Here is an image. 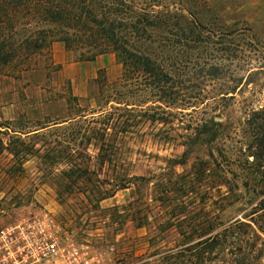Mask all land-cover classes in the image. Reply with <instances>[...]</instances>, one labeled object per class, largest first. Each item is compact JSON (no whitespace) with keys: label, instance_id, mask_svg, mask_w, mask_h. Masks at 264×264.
Returning <instances> with one entry per match:
<instances>
[{"label":"rangeland","instance_id":"1","mask_svg":"<svg viewBox=\"0 0 264 264\" xmlns=\"http://www.w3.org/2000/svg\"><path fill=\"white\" fill-rule=\"evenodd\" d=\"M209 4L225 23L264 32V0ZM97 60L52 46L51 71L41 60L36 73L0 72V228L48 216L91 264H264V152L247 125L264 108V71L225 101L217 83L190 93L203 100L187 119L218 123L215 143L188 151L186 125L138 118L107 150L99 126L64 122L76 104L97 111L88 99L100 69L109 83L121 76L114 54ZM71 94L79 103H66Z\"/></svg>","mask_w":264,"mask_h":264},{"label":"trees","instance_id":"2","mask_svg":"<svg viewBox=\"0 0 264 264\" xmlns=\"http://www.w3.org/2000/svg\"><path fill=\"white\" fill-rule=\"evenodd\" d=\"M209 1L0 0V72L36 73L41 60L43 69L51 71L56 67L54 43L63 44L83 63L114 54L122 73L109 83L105 70L97 72L93 83L99 94L88 99L97 111L76 104L64 122L99 126L95 130L107 139V150L118 134L111 132L130 133L138 118L186 125L182 138L188 151L204 141L215 143L218 123L187 119L191 113L186 111L203 100L190 93L201 96L208 83H217L214 100L225 101L253 84L264 71V32L225 23ZM65 101L80 100L71 94ZM247 125L263 154L264 108L254 109ZM26 129L18 126L13 132L26 136Z\"/></svg>","mask_w":264,"mask_h":264},{"label":"built area","instance_id":"3","mask_svg":"<svg viewBox=\"0 0 264 264\" xmlns=\"http://www.w3.org/2000/svg\"><path fill=\"white\" fill-rule=\"evenodd\" d=\"M0 264H91L86 251L64 243L52 218L37 216L0 228Z\"/></svg>","mask_w":264,"mask_h":264},{"label":"crops","instance_id":"4","mask_svg":"<svg viewBox=\"0 0 264 264\" xmlns=\"http://www.w3.org/2000/svg\"><path fill=\"white\" fill-rule=\"evenodd\" d=\"M53 47L55 48V49H66L65 47H64V45L63 44H61V43H54V45H53ZM63 47V48H62ZM68 57H70L69 56V54H68ZM98 61V60H97ZM94 63H96V61L94 62ZM100 67H98L97 69H99Z\"/></svg>","mask_w":264,"mask_h":264}]
</instances>
